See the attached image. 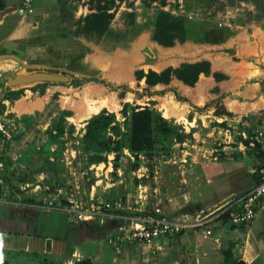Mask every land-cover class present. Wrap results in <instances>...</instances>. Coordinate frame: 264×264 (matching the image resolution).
Masks as SVG:
<instances>
[{"label": "rangeland", "instance_id": "374dc122", "mask_svg": "<svg viewBox=\"0 0 264 264\" xmlns=\"http://www.w3.org/2000/svg\"><path fill=\"white\" fill-rule=\"evenodd\" d=\"M89 1L47 0L44 9L38 10L43 0H34L37 11L23 10L27 11L25 18L37 24L27 44L4 45L23 49L24 59H9L14 57L1 53L4 47L0 46V105L5 107V118H14L16 125L13 141L3 145L8 151L21 153L16 162L1 157L5 166L0 170V234L7 236L0 240V250H4L5 241L16 244L19 251L8 253L11 264H61L63 260L84 259L85 251H74L73 243L81 241L79 237L89 232L72 233L70 227L74 221L64 212L36 206L10 208L7 202L10 199H32V203L46 198L54 187L66 189L77 185L85 193V199L89 193L110 200L120 197L123 204L131 207L151 210L159 205L165 215H178L179 208L175 205L187 198L198 199L202 201L198 206H204L221 196L227 195L226 200L238 196L252 178L258 177L248 170L255 166L258 171L259 165L245 159L246 156L253 155L264 164V154L259 153V148L248 145V137L256 129L264 130V27L257 19L253 4L244 0H116L108 11L107 29L84 32L81 17L95 11V2ZM164 13L183 21L184 39H174L170 45L154 39L155 22ZM56 31L67 32L89 49L79 60L77 69H66L67 51L77 49L73 44L51 46L47 40L40 39ZM158 37L164 40L165 36ZM200 61L208 63L209 73H200L192 86L174 75L167 83L155 85H146L144 78L136 77L138 71L160 72L167 67ZM38 70L67 75L69 81L20 87L27 94L23 93L24 98L15 102L16 106L29 95L46 105L28 116L16 114L15 105L11 110L15 100L4 99L10 86L3 76L7 72ZM213 73L220 77L215 79ZM40 91L44 94L40 95ZM100 100H107L112 107L100 106L97 112L106 109L119 121H122L119 110L123 103H128L127 111L133 107H148L160 114L167 111L169 116L164 118L179 127V132L189 133L193 129L192 138L181 143L173 137L160 140L150 154L138 156L137 167L125 149L115 169L112 153L106 154L107 163L87 164L81 137L85 121L93 114L80 118L79 109ZM63 112L69 114L62 120ZM56 125L63 128V134L49 140L48 131ZM70 127L73 129L69 130ZM45 158L54 165L53 170L51 164L45 165L46 170H39ZM196 174L198 183L193 176ZM206 177L210 179L207 182ZM101 191L104 196H100ZM191 208L189 205L185 210L193 213ZM193 218L188 215L185 219ZM262 225L264 215L260 213L248 230L263 231ZM93 230L94 234L102 233L98 228ZM240 230L242 236L232 234L225 239L222 251L216 249L213 241L219 231L215 229L209 238H202L200 230L194 232L191 242L198 244L199 262L246 263L257 255L258 263L264 264V248H258L259 243L253 237L245 236L247 229ZM180 235L170 237L172 247L165 254L159 251L148 259L141 256L136 246L130 245L125 252L115 253L105 242L101 251L92 254V264H188L184 260L174 262L183 259L181 254L189 255L186 246V249L180 248ZM48 240H54L53 246L42 255ZM216 252L223 255L217 257Z\"/></svg>", "mask_w": 264, "mask_h": 264}, {"label": "trees", "instance_id": "16d2710c", "mask_svg": "<svg viewBox=\"0 0 264 264\" xmlns=\"http://www.w3.org/2000/svg\"><path fill=\"white\" fill-rule=\"evenodd\" d=\"M115 1L116 0H90V4L95 2V11L81 17L82 24L84 26V32H100L106 30L107 21L110 18V13L108 11L114 6ZM244 1L253 4L257 19L260 20L261 26L264 27V0ZM4 8L5 1L0 0V12ZM182 23L183 21L181 19L177 17H170V15L167 13H164V16L155 22L154 39L163 45H170L174 39H184L185 29ZM159 34L165 36L164 40L158 37ZM6 35V25H0V40L5 38ZM40 39L43 41L47 40V43H50L49 45L51 46H55V44L64 45L66 43H70L73 44L75 48H77L75 50L69 49L66 53V58L69 62L66 65V69L68 70L77 69V66H79V60L83 57L85 52L89 51L87 47L81 45V43L76 41L73 36H70L64 31L49 33V35ZM36 40L38 41V39ZM78 48L82 50L77 51ZM1 53L13 55L19 60H22L25 57V54L21 49L4 47L1 50ZM200 73H209V65L206 61L183 63L177 68L167 67L160 72H156L151 69H149L147 72L138 71L136 77L137 79L144 78L146 85H155L157 83H167L170 76L174 75L184 84L192 86L196 82ZM213 77L218 79L220 76L218 73H213ZM45 83L48 82H43V84ZM23 92L24 88L12 90L10 87H8L7 92L4 95V99L14 101L22 96ZM39 93L42 94L43 91H40ZM177 99L182 100L178 96ZM127 107L128 103H123L121 109L119 110V113L122 116V121L117 120L116 115L113 112L107 111L106 109H102L99 112L91 115L85 121L81 143L82 151L86 155L87 164L107 163L106 154L112 153V167L115 169L118 167L117 163L119 157L121 154H123V150L125 149L135 159L134 167H137L138 156L146 155L148 153L150 154L154 150L155 145L160 140L167 141L168 138L173 137L176 142L181 143L187 138H192L193 129H190L189 133L179 132V127L177 128L169 123L164 117H162L160 113L153 109L148 107H133L130 111H127ZM4 108V105L1 104L0 112L3 111ZM68 114V112H63L62 120L64 119V116H67ZM54 128L55 129L48 131L49 140H54L58 135L60 136L63 134V128L59 127L58 125H56ZM72 129L73 127L69 128V130ZM244 143H247V141H244ZM259 153L263 155L264 150H260ZM47 164H51V169H54V165L50 163L47 158H45L43 166L40 167L39 170H46L45 165ZM3 165L5 166L4 163ZM29 201H32V199ZM223 219L226 218L223 217L222 220ZM225 254L228 255L229 251H227ZM0 264L9 263L0 255ZM72 264H92V261L89 258H84L74 261Z\"/></svg>", "mask_w": 264, "mask_h": 264}, {"label": "built area", "instance_id": "2783aa9c", "mask_svg": "<svg viewBox=\"0 0 264 264\" xmlns=\"http://www.w3.org/2000/svg\"><path fill=\"white\" fill-rule=\"evenodd\" d=\"M30 4L31 0H22L21 8L29 9ZM4 110L1 111L2 113L0 112V147L3 148V151L0 152V159L2 156H6L10 162H16L21 157V153L8 151L3 145L4 142L13 141L16 130L14 118L6 119ZM248 138L250 139L249 146L256 145L259 150H264L263 129H256L253 136ZM3 168V162L0 160V169ZM255 173L258 177L250 189L215 207L199 208L191 220L167 217L159 205L151 210L139 206L131 207L130 204H123L120 197L106 200L89 193L88 198L85 199V193L81 192L77 185L68 186L66 189L59 186L54 187L46 198L29 202V205L46 211L64 212L70 215L72 220L88 225L95 223L103 225L107 220H117L111 233L106 237L107 245L115 253H120L126 245H133L140 249L143 256L153 255L162 249L159 244L160 239L172 237L188 228L199 229L202 238L211 237L214 231L213 224L223 217L232 227L248 229L258 211L264 210L263 162L258 167V171L252 170V174ZM140 196L138 195V197ZM7 202L8 204L21 205L23 201L10 199ZM213 240L218 241L217 237H214Z\"/></svg>", "mask_w": 264, "mask_h": 264}, {"label": "crops", "instance_id": "0c3cea01", "mask_svg": "<svg viewBox=\"0 0 264 264\" xmlns=\"http://www.w3.org/2000/svg\"><path fill=\"white\" fill-rule=\"evenodd\" d=\"M4 1H5V8H4L5 10L0 12L1 13L0 14V25H3V24L6 25V27H7V35L5 36V38L0 40V46L1 47H5L4 45L6 43L10 44V45L11 44H18V43H23V44L26 43L27 44L29 37L33 34L32 33L33 30L37 27V24L35 23L36 21L35 22H31V21H29V20H27L25 18V14H26L27 11L23 12V9L21 8V6H19V4L22 2V0H15L14 2H10L9 0H4ZM33 1L34 0H31V4H30V8H29L30 12H32L33 10L37 11V7H35L33 5ZM56 1L57 0H54V2H56ZM45 2H47V0H43V2L38 6L39 7L38 10H43L44 9V7H45L44 3ZM33 40L34 39H32L31 42L34 44L35 41H33ZM6 48H9V47L6 46ZM23 53H25L24 50H23ZM11 57H14V58H9V59H13V60L17 59L13 55H11ZM17 60H19V59H17ZM217 63L215 65H217ZM213 66H214V64H213ZM252 73H254V72H252ZM253 76H254V74H253ZM186 89H187V86L184 87L185 91H186ZM23 93H24V95H26L27 94V90H24ZM42 94H44V92ZM24 95L20 96L18 99H16L14 101L13 105L11 106V110H12L13 106L15 105V102H17L20 99L24 98ZM199 97L200 96L197 97L198 101H199ZM45 105H46V103H44V101H40L39 99L31 98V95H29L28 99H25L24 101H22L20 106L19 105L18 106L15 105L16 108H14V109L16 111L15 112L16 114H23V115L28 116L34 111H37V112L41 111L40 109H43ZM246 117H247V113H245V118ZM189 124H191V122ZM190 126H192V125H190ZM0 152H1V149H0ZM245 159H247L249 161H252L254 163V165H259L260 166L259 161H257L256 157L253 156V155H250L249 158L246 156ZM253 169H255V166H252L248 170V173L251 174ZM105 173H106V171H105ZM193 176L195 177L196 183H198L199 177H197V174H196V176L195 175H193ZM250 177H251V175H250ZM209 180L210 179L208 177H206V182L209 181ZM193 181H194V179H193ZM254 183H255V180L252 178V182L249 185H247V187L240 194H242L245 191H247L248 189H250L254 185ZM102 190H104V189H102ZM101 192L102 193H99L100 196H102V195L104 196V193H103L104 191H101ZM197 196L199 198H202L200 196V193H197ZM226 197H227V195L226 196H221L217 200H215V201H213V202H211V203H209L207 205H204V206H202V205L198 206L199 203L202 202V201H200L198 199L197 200L196 199L192 200V198H189V199L187 198L186 200H182L181 204L177 203V205H175V207L177 206V208H179V211H178L179 214L178 215H173V214L170 213L171 215H167L166 214V216L167 217H177V218H180V219H184L188 215L195 216L198 208H200V207L201 208H212V207H215V206L221 204L223 201H225L227 199ZM104 199L110 200V199H107L106 197ZM29 202L30 201L24 200L21 205H14V204H8V205H11L10 208H16V207H28V208H30ZM23 203H25V204H23ZM189 205L190 206L192 205L191 209H192L193 213H189V210L188 211L185 210V209H187L189 207ZM170 212H172V211H170ZM260 213L262 215H264V210H259L257 215H256V217H258V215ZM256 217L254 218V220L256 219ZM68 219L69 218H67V220ZM116 223H117V220H112V221L107 220V221H105V223L103 225H99L97 223H95L94 225H88V224L85 225V223H82V222L74 221L73 224H72V223H69V221H67V224H72V227H70L72 233L78 234V233H80L82 231H85V233L89 232L88 233L89 235H87V233H86L82 237H79V238H81V241H79L78 243H77V241H75V243H73L74 244L73 245V250L74 251H78V252L79 251L81 252V250H84L85 252H83V251L82 252L86 254V258H89L93 262L94 260H93L92 254L94 252L97 253L98 250L101 251V248L102 247L104 248L106 246L105 245L106 237L111 233V231L114 228V226L116 225ZM250 227L251 226H249V228ZM94 228H98V230L102 231V233L98 234V235L92 233L94 231L93 230ZM213 229H214L213 234L215 233V229H216V231H219V235L217 237L218 241H214V240L213 241L216 244V249L220 248L219 250H221V251L223 250L221 248V246L225 243V239H227L230 235L235 234L237 236H242V233L240 232L241 231L240 228L232 227V226H230V224L228 225V223L226 222V219H223V220L221 219L220 221H218L215 224H213ZM248 229H247V231H244V232H246L245 236L247 238L253 237V239L255 240V243H259L258 244V248H264V232H263L264 231V226L262 225L263 231L260 229V232H257L256 230H252V229H250V231H249ZM243 230H246V229H242V231ZM196 231H199V230L197 228H189V229H186V230H184V231H182L180 233L181 234L179 236L180 248H182L181 246H183V248H185V249L187 247L189 249V255L186 256V254L185 255L181 254L183 259L182 258L178 259V260L174 261L175 263L176 262L177 263H182L181 261L184 260V261H187L188 264H205V263L199 262V255L200 254H199L198 249H197L198 244H194L193 242H191V238L193 237V233L196 232ZM13 234H15V232ZM67 234L68 233L63 235V239H65V240L67 239ZM5 236H7L6 233L0 234V240H4L3 238ZM183 237H185V238L183 239ZM79 238L77 240H79ZM53 241L48 240V242L46 243V246L42 249V252H43L42 255L46 254L47 253L46 250H48L49 248H51L53 246ZM159 244L161 245V248H162L160 250V252L165 254L167 252V250L171 246L170 237H165V238L160 239L159 240ZM181 244H183V245H181ZM41 246L43 247V243L41 244ZM82 246H84V248ZM127 246H130V245L124 246L122 248L123 252H125L126 249H128ZM26 247H27V245H25V249L24 250H26ZM110 249L112 250L111 247H110ZM230 250H231V252H234V249H230ZM18 251H19V248L16 247V244H13L11 241H7V242L5 241L4 250L3 251L0 250V252L1 253L3 252V254L0 253V255L4 259H6L9 264H11V262L8 259V257H9L8 253H10V255H11V253L16 254ZM205 253L207 254L208 252H205ZM216 254H217L216 255L217 257H220V256L223 255L220 252L219 253L216 252ZM141 256H143V255L141 254ZM150 256H152V255L148 254L147 256L144 255L143 257L148 259V257H150ZM256 257H257V255H256ZM256 257L248 260L244 264H259L257 259H256ZM76 260H78V259H76ZM42 262H46V259H43ZM72 263H73V261L70 262L68 260H66V261L63 260V262H61V264H72ZM34 264H40V263L37 262V263H34ZM45 264H50V263H45ZM53 264H60V263H54L53 262Z\"/></svg>", "mask_w": 264, "mask_h": 264}, {"label": "water", "instance_id": "95a60500", "mask_svg": "<svg viewBox=\"0 0 264 264\" xmlns=\"http://www.w3.org/2000/svg\"><path fill=\"white\" fill-rule=\"evenodd\" d=\"M4 79L8 86L22 87L33 83L39 82H67L69 81V76L47 72V71H30L25 73H13L7 72L4 74ZM221 109H225L224 106H221ZM237 264H244L243 262H238Z\"/></svg>", "mask_w": 264, "mask_h": 264}, {"label": "bare ground", "instance_id": "6f19581e", "mask_svg": "<svg viewBox=\"0 0 264 264\" xmlns=\"http://www.w3.org/2000/svg\"><path fill=\"white\" fill-rule=\"evenodd\" d=\"M100 106H110V107H112V104L109 103L107 100H100V101L92 102V103H90L88 105H85L83 108L79 109L80 118H87L90 114L96 113L97 110L100 108ZM161 115L163 117H168L169 113L167 111H162Z\"/></svg>", "mask_w": 264, "mask_h": 264}]
</instances>
